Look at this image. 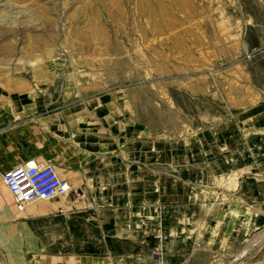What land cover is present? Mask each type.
<instances>
[{
    "label": "rangeland",
    "instance_id": "obj_1",
    "mask_svg": "<svg viewBox=\"0 0 264 264\" xmlns=\"http://www.w3.org/2000/svg\"><path fill=\"white\" fill-rule=\"evenodd\" d=\"M0 109L120 139L151 198L127 264H264V0H0Z\"/></svg>",
    "mask_w": 264,
    "mask_h": 264
},
{
    "label": "crops",
    "instance_id": "obj_2",
    "mask_svg": "<svg viewBox=\"0 0 264 264\" xmlns=\"http://www.w3.org/2000/svg\"><path fill=\"white\" fill-rule=\"evenodd\" d=\"M58 111L62 110L17 121L13 113L0 115V176L35 159L52 164L72 187L70 195L33 202L24 210H19L14 197L11 200L6 196L0 201L6 212L5 231L0 230V239L22 241L20 249L6 245L7 262L127 264L141 249L136 216L151 198L142 194L140 180L122 174L125 169L120 163L126 153L119 150V145L111 146L110 152L101 151L106 144H119L118 137L98 139L87 131L79 133L78 122L66 119L62 125ZM47 120V127L55 128L53 141L42 135L41 124ZM258 139L263 145L264 166V135ZM230 157L229 166L235 164ZM181 190L185 192V186ZM256 194L263 198L264 189ZM15 219L20 223L16 225Z\"/></svg>",
    "mask_w": 264,
    "mask_h": 264
},
{
    "label": "built area",
    "instance_id": "obj_3",
    "mask_svg": "<svg viewBox=\"0 0 264 264\" xmlns=\"http://www.w3.org/2000/svg\"><path fill=\"white\" fill-rule=\"evenodd\" d=\"M3 182L12 193L19 210L27 205L57 196L70 195L71 184L52 164L29 159L2 175Z\"/></svg>",
    "mask_w": 264,
    "mask_h": 264
}]
</instances>
